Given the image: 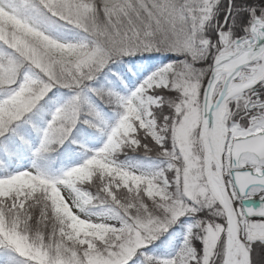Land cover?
Wrapping results in <instances>:
<instances>
[{
    "label": "snow or ice",
    "instance_id": "6c2138e0",
    "mask_svg": "<svg viewBox=\"0 0 264 264\" xmlns=\"http://www.w3.org/2000/svg\"><path fill=\"white\" fill-rule=\"evenodd\" d=\"M0 264H264V0H0Z\"/></svg>",
    "mask_w": 264,
    "mask_h": 264
}]
</instances>
